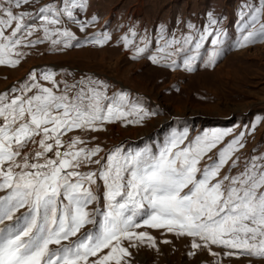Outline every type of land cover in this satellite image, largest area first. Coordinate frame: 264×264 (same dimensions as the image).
<instances>
[{
    "label": "snow or ice",
    "instance_id": "obj_1",
    "mask_svg": "<svg viewBox=\"0 0 264 264\" xmlns=\"http://www.w3.org/2000/svg\"><path fill=\"white\" fill-rule=\"evenodd\" d=\"M89 7L88 0H0V66L17 67L41 44L49 52L103 47L112 40L106 25L83 40L72 31L97 26ZM237 16L231 43L213 11L201 27L177 20L187 28L179 34L160 24L153 35L131 22L117 43L132 59L173 72L214 69L230 49L264 44V0H243ZM55 76L34 69L0 93V264H140L142 249L160 251L149 229L191 238L189 257L207 251L212 264L241 256L264 264V152L254 149L243 170L231 172L260 117L236 135L184 127L156 145L105 150L93 143L98 137H85L117 122L143 126L160 113L127 90L110 94L106 81Z\"/></svg>",
    "mask_w": 264,
    "mask_h": 264
},
{
    "label": "rangeland",
    "instance_id": "obj_2",
    "mask_svg": "<svg viewBox=\"0 0 264 264\" xmlns=\"http://www.w3.org/2000/svg\"><path fill=\"white\" fill-rule=\"evenodd\" d=\"M88 2L90 7L87 17L95 14L99 17V23L87 32H80L76 26H71L72 31L78 39L83 40L86 35H91L106 25L112 34V40L103 47L84 45L61 52H49L47 44L26 50L29 54L17 67L0 66V93L24 81L34 69L38 72L51 70L56 73L57 81H67L69 84L82 76H90L106 81L111 86L110 94L113 91L127 90L133 97H142L146 107L160 113L146 120L143 126L123 127L117 122L108 125L105 132L91 133L85 137H98L93 143L100 144L105 150L120 144L131 147L156 145L173 129L184 127L193 135L207 129H233V135H236L249 129L256 118L260 117L261 122L254 133L246 137V146L236 153L240 156V167L233 168L232 175L243 170L244 161L254 154V149H259L256 155L264 152V44L230 49L214 69L199 68L193 73H187L158 67L147 59H132V53L117 43L131 22L137 23L141 31L147 28L153 35L160 24H165L169 31H177L179 34L186 32L187 28L184 23L178 26L177 20H190L201 27L206 22L209 11L223 17V27L229 34L230 43L234 42L237 38V10L243 0ZM72 135L73 133H69L64 139L67 140ZM231 138L225 137V141ZM227 171L226 165L221 174ZM148 231L156 237L160 251L157 253L153 249H142L138 257L140 264H212L216 259L207 251H198L196 256L189 257V237L177 238L162 229ZM165 239L170 243H163ZM213 250L221 251L215 246ZM248 259L242 256L225 257L223 264H248ZM253 264L258 262L253 261Z\"/></svg>",
    "mask_w": 264,
    "mask_h": 264
}]
</instances>
